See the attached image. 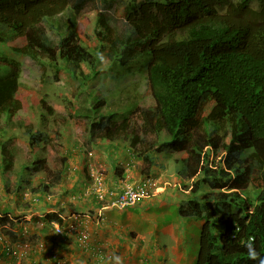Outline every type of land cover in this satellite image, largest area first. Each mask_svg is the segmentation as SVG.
Listing matches in <instances>:
<instances>
[{"label":"trees","instance_id":"1","mask_svg":"<svg viewBox=\"0 0 264 264\" xmlns=\"http://www.w3.org/2000/svg\"><path fill=\"white\" fill-rule=\"evenodd\" d=\"M120 3L124 2L0 0V48L33 61L43 57L54 67L50 75L59 87L73 79L82 88H88V82L99 76L97 66L103 56L108 63L103 73H115L111 77L116 80L129 72V65H142L149 106H139L136 102L139 98L132 96L135 84L124 85L129 86L124 92V86H118L116 98L104 99L98 91L92 106L80 111L73 96L66 94L71 113H78L90 123L89 143L96 139L127 142L131 153L141 161V175L150 174L154 155L162 150L178 154L181 167L176 168V177L190 181V185L183 186L185 198L179 201L177 214L203 222L193 264H262L264 0ZM88 4L94 14L93 22L86 16L80 17ZM123 8L118 29L114 12ZM66 11L67 18L58 22L56 18ZM43 21L57 32L56 42L47 36ZM88 22L93 25L98 47L86 46L79 38ZM3 50H0V178L4 193L13 192L17 200L10 208L0 209V249L2 258L8 259L5 252L11 248L17 251L25 242L20 243L18 234L22 232L24 216L15 213L24 207L36 205V211L47 209V214L41 215V229L52 247L68 237L64 234L63 240H56L60 237L55 234L53 224L65 229L66 221L63 210L50 204L51 189L60 185L62 172L31 188L32 199L27 204L17 193L23 183V171L30 168L21 165L18 172H13L14 155L7 138L15 131L12 117L21 110L25 94L18 62L8 58ZM142 55L149 57L146 66L138 61ZM46 76L41 73V81L45 82ZM86 97L88 101L92 98L89 88ZM118 101L134 107L124 115L122 107L116 105ZM106 106L107 112L102 113ZM37 112L41 121L54 114L46 95L39 97ZM24 133L30 149L48 142L45 130L33 131L26 126ZM33 164L36 169L46 168L42 158ZM5 175H10L9 181ZM62 193L74 194V190L65 188ZM62 199L63 196H58L57 204L62 202L64 207L65 198ZM249 244L255 258L250 254ZM43 254L53 264L59 262L53 248ZM32 264H37L34 256Z\"/></svg>","mask_w":264,"mask_h":264},{"label":"rangeland","instance_id":"2","mask_svg":"<svg viewBox=\"0 0 264 264\" xmlns=\"http://www.w3.org/2000/svg\"><path fill=\"white\" fill-rule=\"evenodd\" d=\"M129 1L131 0H122V2L124 3L120 4H127ZM154 1L157 2L159 0ZM170 1L173 2L176 0ZM90 10H92V8L91 5L88 4L85 7V11L81 14L80 17L86 16L90 21L93 22L94 14L91 13ZM114 14V24L119 29L122 24L120 17H122V15L124 14V8L116 10ZM66 15L67 11L57 17L56 20L58 22H61L63 19L67 18ZM87 24V27L84 29L79 38L86 46H90L91 48H94L96 46L98 47L99 44H97L98 42H95L94 31H92L93 25H90L89 22ZM42 26L45 28L47 36L51 40H53V42H56L58 40L57 32L49 28L46 21L42 22ZM84 36H86L87 38H84ZM3 49L0 48V50L4 51L3 53H7L8 58L18 62V67L20 69V84L21 88L24 89L23 92L25 94V97H23L21 101V110L12 117L15 131L13 132V135L7 138L9 139L7 140L8 147L11 149L14 155L13 172H18L21 165H25L30 168V171H23V183L19 189L17 188V193L22 198L23 204H27L29 203V200L32 199L31 188H37L42 182H48L49 180H51L56 172H62V180L59 183L60 185L51 189V193L53 194V196L50 199V204L52 206L59 207V210H63L62 212L65 216L64 219L66 220V225H73L77 221L70 223L72 214L75 217H79L81 215L76 213L74 211L75 208L73 207L77 206V200L78 198H80L78 193L79 186H77L76 180L79 176L82 177L83 180H88L91 176V173L99 174V176L102 175L103 177L105 172L103 165H110V161H107V163H105L103 161V158H106L108 160L112 159L111 157L103 156H106L107 152L110 151L109 147L112 145L110 142L101 141L99 139H96L95 141L89 143L90 141L88 125L90 123L88 122V120L83 119L82 116L78 115V113H71V110L69 108L71 103H68V99L65 96L66 94L73 96V100L79 111L86 110L94 103L93 100L96 99V94L98 93V91L102 94V97L104 99L112 97L116 98V94L120 90L119 87H122L124 85L134 87L135 84L136 88H134L132 96L139 98L136 101L139 106H149L151 103L149 95L146 91L144 72L142 71L141 67L142 65H140L139 63L135 65H129L130 68H125H129V72L125 74L123 78L116 80L111 77L115 76V73H103L104 71H106L103 69L108 65V63L105 56H103V58L101 57V60H99V64L97 66V69L100 70L99 76L96 79L88 82V88L92 93V98L88 101L86 97L88 95V88H82L79 83L73 79H70V83L66 84L65 86L62 85L59 87L55 85L52 81V75H50V72L54 67H50L43 57L39 56V61H33L28 57H22L11 53L8 48L3 47ZM148 60L149 57L143 55L138 59L139 62L141 61L143 62V64L145 63V66ZM41 63H44L46 70H43L44 65H41ZM41 73H46L47 75L45 77V82L41 81ZM129 86H124L122 88V91L124 92L128 90ZM41 95H46L47 104H49L54 111V114L46 117V120L44 121H41L39 119V114L37 112V102ZM127 96L125 93V98ZM132 96L130 99L133 98ZM116 105L117 107H122L124 115H126L130 111V109L134 107L129 104H123L120 101H118ZM107 107L108 106L103 107L101 109V112H107ZM26 126L31 127L33 131H36L38 129L43 131L45 130L46 134L49 136L47 144L38 146L34 145L33 148L30 149V147L27 145L28 136L24 133ZM114 143H117L116 146H118L119 148L127 146L126 143H123L122 141H114ZM115 153L116 151L114 153H111V156L113 158ZM173 154L168 153L166 156L163 154L155 155L154 167L151 170L150 174L153 176L157 183V191L153 193V195L146 198L147 200L155 195V198L153 199L155 201H159V203H163L165 210V220L161 218L162 221H157V227L154 230V235L142 234L147 230V226H144V224L138 225L140 233L136 234V237H138L139 240H152L151 248L155 256L153 257V259H155L156 261V263L152 264H193L196 258L197 240L199 235L197 225H199V223L197 222V220H191L188 217L184 218L179 216L177 214L178 204L174 202H179L180 200L185 198L184 192L186 189L183 186L184 184L189 186L190 181L180 182V180L176 177V168L181 167V164L178 160V154ZM117 157L119 158L114 159L117 162L119 160H125V155L118 154ZM40 158L44 159L45 161V170L36 169V166L33 164L35 160H39ZM64 160L66 161L63 162ZM100 164H102L103 167ZM163 165H167V167L165 173L162 174L161 169ZM5 178L6 181H9L10 175H5ZM2 184L3 183L0 178V209L4 207L6 209L10 208L9 206H13L15 204L14 202H17V200L14 199L13 192L8 195L4 193ZM12 187H14V184H12L11 188ZM65 188H67V190H74V194L67 193L66 195L62 193ZM205 190V188L203 190H200L198 196H201V194ZM58 196H63L62 200H64L65 198V200L63 201L64 207H62V202L60 204H57ZM84 196L86 197L85 194ZM160 199H162V201H160ZM155 201H144V199H140L135 204V206L148 204L151 208L154 207L153 204H155ZM34 209L35 212H33ZM36 210V205H32V207H24L23 209H20V211L15 212H20L21 216H24L21 224L22 232L18 231V234L20 235V243H22L24 240L25 242L22 244L21 248H17V254H19L20 258L19 260H17V258H2L0 249V264H14V260L15 264H32L33 256L37 255L41 249L44 250L45 248L48 249L50 247L55 249V252L60 257L62 264L97 263L96 261L101 258V255L103 256V252H101L103 249H101L100 247L96 248L95 250H89L86 252V249H91L92 246H89L87 248L88 245L84 243L85 240H80L81 244H77V247L73 244L74 240H72V237L77 236V234L80 233L78 231H75L76 226L72 227L74 229L72 230L74 234L70 237L71 239L67 238V240H65V243H57L54 247H52V244L50 243L48 237L47 239H45V236H42L41 229L43 227L41 215L47 214V209H42V211ZM156 213L160 214L158 210ZM162 214L163 213H161V215ZM150 219L154 221L158 219V217L152 216ZM163 224L164 227L167 224H170L168 232H161L160 229ZM178 229L181 235L178 236L177 240H174L175 232ZM126 238L131 240V236L129 235V233L126 234ZM56 240H63V238H57ZM134 240L136 242H139V240ZM161 244L167 247V253L162 252V257L160 256V254H158L159 252L157 253L155 251L157 247L162 246ZM78 249L82 250V252ZM137 252L138 251L132 249L129 256L133 257V255H136ZM43 256L47 258L46 255L43 254ZM48 261L50 260L48 259L43 261V257L40 256H38L37 258V264H48ZM49 264H51V262H49ZM133 264L147 263L145 262L144 258L139 257L138 260H135V263Z\"/></svg>","mask_w":264,"mask_h":264},{"label":"crops","instance_id":"3","mask_svg":"<svg viewBox=\"0 0 264 264\" xmlns=\"http://www.w3.org/2000/svg\"><path fill=\"white\" fill-rule=\"evenodd\" d=\"M112 146H110V151L107 152L106 156L103 157H111L112 159L108 160L106 158H103V161L107 163V161H110V165L106 166L100 164L104 168V183L107 187H119L123 182L125 183H137L143 179V176L140 174V165L141 161L138 157H135L130 149L126 148L125 146L118 147L116 146L117 143L110 142ZM115 153L114 158L111 156V153ZM119 155H125V160L123 162H127V167L119 168L117 166V161L114 160ZM122 160H119L118 162H121ZM167 165L162 166V174L165 173ZM89 180V183H88ZM88 180H83L82 177H78L76 180L77 186H79V196L77 200V206H73L75 208V212L78 214H81L79 217H75L72 214V217L70 218V223L75 222V225H79V229L77 230V235H81V239L86 243L88 246H92L91 249H86L87 251L95 250L96 248L103 249L101 252H103V256L101 255V258H99L97 263H90V264H133L135 263V260H138V258H144L145 262L147 264L156 263L155 259H153L154 252L152 251V240H139L138 237H136V234H139V227L138 225L144 224V226H147V230L142 234H151L154 235V230L157 227V221H162V219L165 220V210L163 203H159V201H155L153 198H155V195L150 197V199L146 198L144 201H155L154 207H149L148 204H144L142 206L136 205L134 207L126 208L122 211L117 210H107L103 211V219L101 221L97 220V213L100 211L99 204L93 199V196L90 192L91 187V181L90 178ZM75 189V188H73ZM77 193V194H78ZM86 195V198L84 196ZM161 194V193H160ZM162 201V199H160ZM178 204V201H174ZM141 205V204H140ZM99 208V209H98ZM160 213L157 214L156 212ZM161 213H163L161 215ZM158 217L156 220H151V217ZM194 220V219H191ZM66 221V220H65ZM199 225H197V229L199 230L201 221H197ZM170 224H167L164 227V224L161 226V232H168L169 231ZM149 228V229H148ZM153 232V234H152ZM129 233L131 236V240L126 238V234ZM181 235L179 232V229L175 232V238L174 240H177L178 236ZM75 237V236H74ZM72 237V240H74V245L76 247L77 244H81V241H78V239ZM139 240V242H136L134 239ZM43 239V238H41ZM80 239V240H81ZM77 240V241H76ZM131 241V242H130ZM83 243V242H82ZM161 247H157L155 251L160 254L162 257V252L167 253V247L163 244H161ZM134 249L135 251H138L136 255H133V257L129 256L131 250ZM45 250H47L45 248ZM40 252L39 254L35 255L34 258L37 259L38 256L42 257L43 252ZM79 250V249H78ZM82 252V250H79ZM89 255V254H88ZM117 258H119V261H117ZM48 260L47 258L43 257V261ZM51 261H48V264ZM51 264H53L51 262Z\"/></svg>","mask_w":264,"mask_h":264},{"label":"built area","instance_id":"4","mask_svg":"<svg viewBox=\"0 0 264 264\" xmlns=\"http://www.w3.org/2000/svg\"><path fill=\"white\" fill-rule=\"evenodd\" d=\"M93 180L92 194L98 202H103L104 205L101 209L112 208L116 210H122L127 207L135 205V203L146 197L148 192L154 187V181L151 178H146L142 182L137 184H124L119 190L105 188L102 182V177L99 174L91 173ZM54 232L57 236H63L68 231H64L60 226L54 225ZM5 256L7 258L19 259V254L16 250H7Z\"/></svg>","mask_w":264,"mask_h":264},{"label":"clouds","instance_id":"5","mask_svg":"<svg viewBox=\"0 0 264 264\" xmlns=\"http://www.w3.org/2000/svg\"><path fill=\"white\" fill-rule=\"evenodd\" d=\"M144 1H147V0H144ZM114 141H119V140H114ZM114 141H112V142H114ZM123 142V141H122ZM123 143H126V145H127V148L129 149V147H128V143L127 142H123ZM168 153H170V152H168L167 150H162L160 153H158V154H163V155H167ZM173 154V153H172ZM134 155V154H133ZM174 155V154H173ZM136 156V155H135ZM155 156V155H154ZM137 157V156H136ZM117 166L119 167V168H125V167H127V162H123V161H121V162H117ZM153 167H154V165L152 166V168L151 169H153ZM162 171V170H161ZM175 174H176V172H175ZM101 177H102V175H100ZM143 176V179L141 180V181H139V182H137V183H140V182H142L144 179H146V178H151L153 181H154V187L148 192V195L146 196V197H144V198H142V199H145V198H148L149 196H151V195H153V193H155L156 191H157V183H156V181H155V179L153 178V176L151 175V174H148V175H142ZM90 178V181H91V187H90V192H91V195L93 196V199H95V197H94V195L92 194V191H91V189H92V185H93V180H92V177L90 176L89 177ZM102 182H103V185L105 186V188L106 189H108V190H113V189H117V190H119L124 184H132V185H134V184H137V183H130V182H128V183H125V182H123L122 184H121V186H119V187H112V188H109V187H107L106 186V184L104 183V179H103V177H102ZM180 182H182V181H180ZM96 200V199H95ZM96 202L99 204V208H100V211L97 213V220L98 221H101L102 219H103V211H107V210H116V209H112V208H106V209H101V207L104 205V203L103 202H98L97 200H96ZM138 202V201H137ZM136 202V203H137ZM135 203V204H136ZM179 203V202H178ZM133 206H135V205H133ZM133 206H131V207H133ZM98 208V209H99ZM126 209V208H125ZM122 210H124V209H122ZM122 210H117V211H122ZM191 219V218H190ZM195 220V219H194ZM197 221H201V220H197ZM203 223V222H202ZM54 225H58V224H53V226ZM202 225V224H201ZM200 225V226H201ZM59 226V225H58ZM76 226V230L75 231H77L78 229H79V225L77 224V225H75ZM72 227H74V225H72V224H67L66 225V227H65V229H63L64 231L66 230V231H68V233L67 234H65V237H68V239H71L70 237L74 234L73 233V231L72 230H74ZM70 228V229H69ZM64 236V235H63ZM63 236H59L60 238H64ZM78 239V241H80V239H81V235H77V236H75V239ZM67 240V239H66ZM82 240V239H81ZM77 241V240H76ZM63 243H65V240L63 241V242H61V244H63ZM16 245H19V244H16ZM18 247V246H17ZM248 247H249V249H250V254H251V256H252V258H255L256 257V253L254 252V251H252L251 250V244H249L248 245ZM48 249H50V248H48ZM47 249V250H48ZM43 250V249H42ZM45 250V249H44ZM55 253V249H53V254ZM49 254H50V252H49ZM57 258H58V263H57V261H56V263L57 264H62V262H61V259H60V257L59 256H57ZM49 259V258H48ZM50 260V259H49ZM117 261H119V258H117ZM52 262V261H51ZM262 264H264V262H262Z\"/></svg>","mask_w":264,"mask_h":264}]
</instances>
